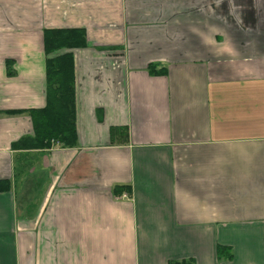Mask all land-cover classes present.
I'll return each mask as SVG.
<instances>
[{
    "label": "crops",
    "instance_id": "1",
    "mask_svg": "<svg viewBox=\"0 0 264 264\" xmlns=\"http://www.w3.org/2000/svg\"><path fill=\"white\" fill-rule=\"evenodd\" d=\"M56 29L76 146L15 151ZM0 182V264H264V0H0Z\"/></svg>",
    "mask_w": 264,
    "mask_h": 264
},
{
    "label": "trees",
    "instance_id": "2",
    "mask_svg": "<svg viewBox=\"0 0 264 264\" xmlns=\"http://www.w3.org/2000/svg\"><path fill=\"white\" fill-rule=\"evenodd\" d=\"M44 61V105L41 110L12 112L9 115L25 114L31 122V138H21L10 146L13 150H43L50 148V145L62 147V149L74 148L75 132L73 119V90H72V56L70 50L83 48L85 45L83 31L81 30H44L42 35ZM65 51V53L52 56L54 53ZM49 57V58H47ZM153 71V70H152ZM150 71V74L151 72ZM161 74L153 72V75ZM114 134L117 129H110ZM19 161L12 167L14 181L26 171L25 160L20 156ZM9 186L0 182V191H8ZM123 188H112L114 195L123 192ZM127 193V191H126ZM220 254L219 248L216 250ZM226 258H229L226 256Z\"/></svg>",
    "mask_w": 264,
    "mask_h": 264
},
{
    "label": "built area",
    "instance_id": "3",
    "mask_svg": "<svg viewBox=\"0 0 264 264\" xmlns=\"http://www.w3.org/2000/svg\"><path fill=\"white\" fill-rule=\"evenodd\" d=\"M127 199V195H120L119 199L118 200H126Z\"/></svg>",
    "mask_w": 264,
    "mask_h": 264
}]
</instances>
